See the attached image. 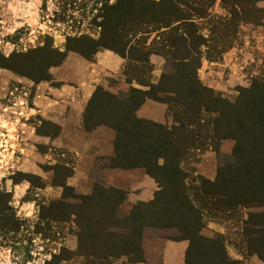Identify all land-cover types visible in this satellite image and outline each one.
I'll use <instances>...</instances> for the list:
<instances>
[{"label": "trees", "instance_id": "16d2710c", "mask_svg": "<svg viewBox=\"0 0 264 264\" xmlns=\"http://www.w3.org/2000/svg\"><path fill=\"white\" fill-rule=\"evenodd\" d=\"M264 1V0H256ZM98 0L94 1L97 4ZM93 9L99 11V34L66 35L64 49L54 47L46 37L45 42L26 52H12L1 56L0 67L19 75H30L34 80H49L50 74L40 77V68L58 66L71 51L86 59L99 49H109L128 62L124 74L134 78L145 90L130 87L120 95L97 86L88 100L83 126L93 129L106 125L115 132L114 155L107 165L122 169L142 168L157 184L151 200L137 202L128 213L121 210L125 191L111 186L104 187L95 181L91 193L72 196L74 203L63 201L65 191H73L65 184L71 173L65 170L63 181L53 184L63 189L60 200L42 206L40 219L47 221H71L76 227L75 250L62 248L60 254H51L45 264H58L70 256L85 258V264H105L121 256L130 262L141 259L140 242L145 235L165 239L187 241L184 264H240L229 256L220 234L209 237L202 233L205 227L204 212L231 210L237 206H264V82L254 78L248 88H241L234 103L217 95L204 86L197 77L201 41L196 36L192 17L203 15L212 7V0H108ZM248 0H222L224 7L244 8ZM166 33L156 35L147 46L141 34L151 31ZM200 37V36H199ZM199 37L198 40H199ZM151 54L164 57L170 69L162 70L156 83L139 76L149 74ZM138 63V64H137ZM255 88L257 91H255ZM167 94L171 96H166ZM246 98L249 105H245ZM168 104L174 124L170 127L136 117V109L146 100ZM191 101L195 105L191 104ZM215 115L212 120L214 139L232 138L234 162L219 163L214 180L199 177L200 185L191 193L181 167L184 147L187 145L185 115L200 111ZM40 122L57 129L56 133L41 132L38 135H55L59 127L45 119ZM60 167L52 165L55 171ZM8 192H0V227L12 229L16 222L7 212ZM264 216V212L259 214ZM248 213L243 223L246 247L264 263L260 247L264 245V221L253 223ZM254 245L255 248H252ZM70 257V258H71Z\"/></svg>", "mask_w": 264, "mask_h": 264}, {"label": "rangeland", "instance_id": "374dc122", "mask_svg": "<svg viewBox=\"0 0 264 264\" xmlns=\"http://www.w3.org/2000/svg\"><path fill=\"white\" fill-rule=\"evenodd\" d=\"M94 1L96 0H0V58L7 57L12 52H26L39 47L46 37L60 50L64 49L66 35L88 34L96 38L99 27L94 19L99 22L100 18H95L99 11L93 9V6L99 8L103 0H98L97 4ZM114 1L108 0L109 3ZM248 1L249 3H243L244 8L234 6L233 12L231 6L224 7L222 0H212V7L206 9L203 15L192 17L195 34L200 36L199 40L196 37L194 41H201L200 54L195 56L196 60L200 59V65L207 59L221 61L223 51L230 46L237 47L245 42L252 48L250 53L254 60L244 62L241 69L244 77L242 82H234L229 91L224 93L206 84V67L202 69L205 70L204 74L198 70L200 65L197 68L199 81L230 103L236 101L239 90L248 88L254 78L264 82V38L252 42L243 37L241 40L237 38L238 35H247L253 30L244 27L245 25L264 23V1ZM242 25L244 26L241 27ZM166 30L162 28L159 32L151 31L139 36L147 38L146 45L149 46L153 39L159 43L156 35L166 33ZM54 67L56 66L41 67L40 77L47 73L51 75ZM214 67L213 74L217 75L216 72L219 71V76L222 77V66L216 64ZM163 69H170L165 61ZM237 74L238 72H234V75ZM50 77L49 80H34L29 74L19 75L0 67V192H8L10 195L5 214L16 222V226L9 230L0 227V264H45V261L50 260L51 254H60L62 248L75 250L77 247L76 227L71 221L51 222L39 217L42 206L62 198L63 189L53 184L63 181L65 170L62 166L68 168L63 162L72 161L68 150L47 144L45 140L34 138L31 133L32 128L36 131L38 126L43 133L54 134L57 131L55 127L40 122L44 117L36 111L41 107H37L39 105L34 100L38 84L60 86L61 83L56 78L52 75ZM146 77V72L144 76H139L144 80ZM115 83L113 78L108 79V86L114 87ZM117 93L123 95L124 92ZM191 104L195 105L193 101ZM245 105H249L248 98ZM214 117L213 113L203 110L183 116L188 125V141L180 164L191 193L200 185L199 177L212 181L216 177L219 163L234 162V140L224 138L215 141L212 125ZM46 145L52 146L50 158L46 155ZM53 158L57 159L54 164L60 166L55 174L52 169L54 164L48 163ZM99 184L102 185L100 182ZM64 194L67 198L62 200L69 203L77 200L72 194L85 196L76 193L74 189L71 192L65 191ZM263 212L264 206H237L231 210L204 212L205 227L208 226L209 231L203 229L202 233L209 237L220 234L229 256L239 260L240 264H243L240 258L244 260L249 257L257 260L258 264H264L246 247L243 235V223L248 213L255 216L253 223L259 224L264 221V216H259ZM251 246L255 248L254 245ZM260 250L264 254V245ZM70 257L58 264L86 263L83 257ZM94 264L98 262L94 261Z\"/></svg>", "mask_w": 264, "mask_h": 264}, {"label": "crops", "instance_id": "0c3cea01", "mask_svg": "<svg viewBox=\"0 0 264 264\" xmlns=\"http://www.w3.org/2000/svg\"><path fill=\"white\" fill-rule=\"evenodd\" d=\"M244 27H250L253 30L247 35H238V40H241V37L248 42L263 40L264 23L248 24ZM251 49V46L246 45L245 42L237 47L230 46L223 51L221 61L207 59L201 63L198 70L203 71L204 74L205 70L202 69L206 67L205 75L208 78L206 84L224 93L229 91L234 82H242L244 77L241 69L244 62L249 63L250 60H254L251 58ZM148 58L152 69L146 79L150 83H156L162 72L164 59L157 55H149ZM127 62L126 57L109 49H99L92 59L68 52L62 63L51 70V75L61 83L60 86L51 87L47 83H41L36 86L34 92L35 103L39 105L37 107H41L36 111L45 120L56 124L59 131L55 135H38L34 128L31 130L34 138L45 140V143L71 153L72 161L63 162L64 166L71 169L70 175L65 179L67 186L82 195L90 194L95 181H99L104 187L122 189L126 194L121 204V210L124 213H128L137 202L151 200L158 189L157 184L142 168L122 169L107 165L109 158L114 155L115 132L106 125L85 129L83 115L86 104L97 86H102L112 93L125 92L130 87L143 90L147 88L124 74ZM216 64L222 66V77L219 76V71L216 72L217 75L213 74ZM234 72L238 74L234 75ZM110 78L116 81L114 87L108 86ZM234 78L237 79L234 80ZM135 115L140 119L168 127L174 124L168 104L165 102L146 99L136 109ZM50 145H46L48 158L51 156L49 151L52 146ZM51 160L48 163L54 164L57 161L55 158ZM207 228L208 226L204 230L209 231ZM186 247L185 240L174 241L156 235H145L140 242V260L130 262L126 257L121 256L105 264H123L122 262L124 264H184ZM240 259L243 264H258L252 257Z\"/></svg>", "mask_w": 264, "mask_h": 264}]
</instances>
